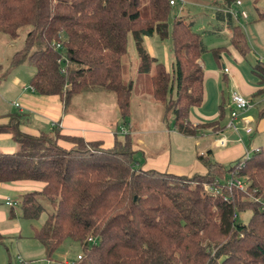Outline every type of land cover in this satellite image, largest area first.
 Returning <instances> with one entry per match:
<instances>
[{
	"label": "trees",
	"instance_id": "1",
	"mask_svg": "<svg viewBox=\"0 0 264 264\" xmlns=\"http://www.w3.org/2000/svg\"><path fill=\"white\" fill-rule=\"evenodd\" d=\"M169 1L0 0V33L16 39L27 28L10 64L32 66V91L58 96L63 112L76 96L109 91L126 121L133 92L145 87L164 114L172 115L178 133L196 136L219 129L217 123L193 125L188 119L191 108L202 103L204 71L198 60L207 49L181 16L169 32ZM234 1L215 0V18L227 23L231 44L245 55L249 47L242 29L223 13ZM168 34L171 69L144 45L145 37L163 40ZM131 41L137 53L133 63L125 58ZM254 69L264 78V66L258 62ZM6 117L0 134L11 136L15 150H0V183L43 184L20 194L9 214L15 216L17 205L22 218L34 221L49 209L33 230L48 257L71 241L81 253L69 264H264L262 150L227 165L210 152L198 154L206 171L177 175L138 167L129 134L106 148L101 141L63 134L56 125L26 132L21 111ZM230 178L246 183L244 190L228 189ZM207 186L218 192L209 193ZM246 211L248 221H239Z\"/></svg>",
	"mask_w": 264,
	"mask_h": 264
},
{
	"label": "crops",
	"instance_id": "2",
	"mask_svg": "<svg viewBox=\"0 0 264 264\" xmlns=\"http://www.w3.org/2000/svg\"><path fill=\"white\" fill-rule=\"evenodd\" d=\"M192 1L197 0H191L189 2L185 0V4L191 3ZM237 1H239V3H237ZM221 2L222 1L218 4L219 6L220 4L223 6ZM218 5L213 4V6L209 7L210 9H213L214 12L211 30H207L209 32L208 35L216 38L224 37L225 39H228L231 44L230 27L226 22L215 18V11L219 8ZM235 5L241 6L242 2L240 0H235L229 5L230 7H228L227 10L223 11V13L228 12L231 15L233 24L240 26L242 31L243 29L245 31V27L243 28L240 23L241 18L245 20L249 19L248 14L245 11L241 12L239 7L235 9ZM257 17L252 18L253 21L264 19V13H260ZM258 35L259 34H257L255 38H252L253 40H248L247 44L250 43V47L248 46L249 50L245 55H241L234 47L236 52L243 59H248V57L250 58L251 56L252 60H254L253 62L251 61V72L255 76V79L251 78L253 84H247L242 72L236 67L228 68L223 66L222 70H211V73H208L206 76L202 61L204 53L198 60L204 71L203 99L200 106L191 108L188 119L193 125L217 123L219 125V129L213 130L211 128H207L196 136H185L178 133L173 126V133L176 135H180L185 138L206 139L201 145V149L197 151L196 158L189 164L181 158L173 159L171 152L160 147L157 141L158 138H155L157 135H160V131L162 132V128L160 126H163L166 121L164 113L163 116H153L147 114L138 121L134 118H129L124 121L123 124H120L116 121L117 114L115 112L111 123H109V121L91 120L86 119L83 116L81 117L76 115L71 110V107L68 111L63 112L62 103L58 96L41 95L38 98L35 96V92L32 91V94L29 95L28 93V101L25 102H36L40 105L39 110H41V112L33 118H29L26 113L27 110H29L28 105H18L19 111L24 112L27 121L21 128L26 132L37 133L41 129L49 130L53 124H55L63 134L81 136L87 141H101L106 148H109L114 144L115 137L117 139H122L125 134H129L133 141V149L136 152L135 158L138 167L145 170L152 169L160 172L187 176H191L194 173H204L206 171V168L198 159V154L205 155L207 152H210V157L213 160L222 165H227L239 158H242L247 150L252 152L258 149L264 152V78H262L259 74L260 70L256 71L254 69V65L258 62L261 66H264V52L260 49L263 52L260 53L254 46V44L256 45L257 43H261V36ZM144 43H147L150 48L149 37L144 38ZM147 51L151 56H153L150 50L147 49ZM257 56L258 58H256ZM225 68L227 71L224 70ZM232 90H236L250 102L249 107L239 113L237 118H235V128L227 126L230 119L229 114L232 108L229 100V94ZM2 106H0V122L5 123L8 120L6 115L13 113V111L8 110V108H5L4 106L3 108ZM198 109H201L202 113ZM247 128L251 129L250 133L246 132ZM119 135H121V137H119ZM222 137L227 140L226 146L224 147L218 145V141ZM0 139H11V136L9 134H0ZM60 144L62 146H68L65 142H60ZM0 150L4 152H13L15 150V144L12 143L5 147L0 145ZM191 155L190 157H192ZM42 185V183L33 181L0 183V200H5L6 202L7 199L11 200L10 196H13L14 194L19 196L27 191L40 190ZM6 206L9 207V205ZM17 230H20V224H18L15 219H11L6 216V212L3 209L0 210V236L3 238V233L9 231L14 232ZM41 246L44 250L43 259H46V262L44 263L50 264L52 256L51 258L48 257L45 246L43 244ZM69 262V259H65L63 264H69ZM13 264H16V258H14ZM20 264L26 263L21 260Z\"/></svg>",
	"mask_w": 264,
	"mask_h": 264
},
{
	"label": "rangeland",
	"instance_id": "3",
	"mask_svg": "<svg viewBox=\"0 0 264 264\" xmlns=\"http://www.w3.org/2000/svg\"><path fill=\"white\" fill-rule=\"evenodd\" d=\"M187 1L189 2L191 0ZM214 1L215 0H197L192 1L194 3L191 2L186 4L185 1L183 4H180V2L177 1L170 10L168 18L169 32L174 18L181 16L187 22L191 23L193 32L201 34L203 37L207 49L202 56L206 76L208 73H211V70H222L223 66L228 68L236 67L242 72L245 82L247 84H253L252 79H255V76L251 72V61H254L252 60V57L250 56L248 59H243L236 52L234 46L229 43L228 39H225L224 37H210V35H208L209 33L207 30H211L214 12L213 9H210L209 7L213 6ZM240 1L242 2V5H235V9L239 7L241 9L240 11H245L249 17L248 20L241 18L240 23L243 28L245 27V31L243 29L245 39L248 43V40H253L252 38H255L257 34H259L261 36V43L254 44V46L260 53H263L264 19L253 21L252 18L257 17L260 13H264V0ZM26 31L27 28H21L20 34L16 39H10L6 34L0 33V106L3 105L5 108H8V110L18 112V107L11 105L12 103L21 106L28 105L29 110L26 112L28 114L27 117L33 118L35 115L40 114V105L34 101L29 103L25 101H28V96L33 93L29 86V80L34 73V68L27 63H22L16 67L11 66L10 64L13 54L24 45ZM149 41L150 48L147 43H144L145 47L150 50L156 59L165 63L168 68L171 69L173 53L170 34H168V37L163 40L159 39L157 35H153L152 37H149ZM249 44L248 46L250 47ZM136 56L137 53L134 43L131 41L128 54L125 58L133 63ZM258 56L256 58H258ZM130 73L135 76L134 71H131ZM141 91L143 93L133 92L132 94L130 106L131 115L129 118H134L138 121L147 114L163 116L164 107L151 97L145 87ZM35 96L39 98L41 95L35 93ZM70 107L76 115L91 120L109 121V123H111L113 114L116 112V121L120 124H123L124 122V120L118 115L114 94L109 91L76 96ZM198 110L202 113L201 109ZM165 116L166 121L163 126H160L162 132L160 131V135L155 137L158 138V144L160 147L170 151L173 159L181 158L183 161L188 162V164L191 163L196 158L197 151L201 149V145L206 139L185 138L176 135L173 133L172 115L167 113ZM119 137H121V135H119ZM12 143L15 144L12 139H0V145H3L4 147ZM190 155L192 157H190ZM245 186L246 183H244V187ZM10 198L12 202L18 201L17 194L10 196ZM40 201L47 204L44 199H41ZM45 207H47V205H45ZM2 209L6 212V216L15 219L17 223L20 224V230L3 233V238L0 239V264H13L14 258H16V264H20L21 260L26 264H45L44 262H46V259H43L44 250L41 246L42 244L34 237L33 230L34 228L41 227L46 219L49 209L47 208L46 211H43L39 218L34 221L22 218L20 208L17 205L13 208L15 216L11 217L9 214L11 208L5 205V200H0V210ZM250 214V211L241 213L239 221L247 222ZM80 253L81 247L78 243L66 241L54 251L50 264H63L65 259L71 261Z\"/></svg>",
	"mask_w": 264,
	"mask_h": 264
},
{
	"label": "built area",
	"instance_id": "4",
	"mask_svg": "<svg viewBox=\"0 0 264 264\" xmlns=\"http://www.w3.org/2000/svg\"><path fill=\"white\" fill-rule=\"evenodd\" d=\"M177 1L180 2V4H183L185 0H170L169 1V4L170 5H175L177 3ZM237 3H239V1H237ZM225 71H227V69L225 68L224 69ZM229 100H230V103H231V111H230V114H229V122L227 123V126L228 127H231V128H235L234 127V120L235 118H237L238 114L241 113L242 111L246 110L248 107H249V100L247 98H245L242 94H240L239 92H237L236 90H232L229 94ZM14 106L18 107V104L16 103H12ZM55 125V124H53ZM246 132L247 133H250L251 132V129L250 128H247L246 129ZM226 143H227V140L225 138H220L219 141H218V145L221 146V147H224L226 146ZM258 149L254 150V151H257ZM253 152V151H252ZM251 151L247 150L245 152V155L244 157H248L251 153ZM226 186L228 189H231L233 187H236V188H239L241 190H243L245 187H244V183H242V181L236 179V178H230L226 181ZM207 191L211 194H216L218 191L215 190V189H212V187L210 186H207ZM225 199V197H224ZM6 205H9V206H12L14 205V202H12L11 200L7 199L6 200ZM90 240V239H89ZM78 257H80L78 255ZM66 263V262H65Z\"/></svg>",
	"mask_w": 264,
	"mask_h": 264
}]
</instances>
